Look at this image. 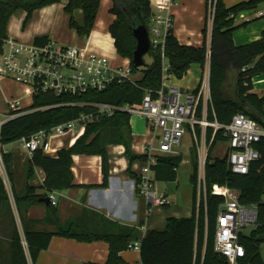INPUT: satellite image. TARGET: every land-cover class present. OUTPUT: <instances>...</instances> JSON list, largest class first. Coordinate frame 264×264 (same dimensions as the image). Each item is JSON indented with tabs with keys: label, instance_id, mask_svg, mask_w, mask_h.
<instances>
[{
	"label": "trees",
	"instance_id": "obj_1",
	"mask_svg": "<svg viewBox=\"0 0 264 264\" xmlns=\"http://www.w3.org/2000/svg\"><path fill=\"white\" fill-rule=\"evenodd\" d=\"M64 0H0V40L8 38V24L11 17L20 10L27 12L26 25L36 9L59 3ZM108 12L115 16L109 31L114 38L115 47L121 58L130 59L132 72H141L142 77L124 83L113 82L106 89L89 90L75 96H56L53 93L40 92L35 94L31 106L39 107L56 105L45 110H34L9 120L0 129V144L5 147L28 138L37 131L51 128L77 118L81 113L92 108L88 103L102 102L116 105L141 103L146 90L157 93L163 87V51L169 61V73L182 78L194 65L204 72L210 63V86L212 103L208 108L211 121L227 125L233 121L234 115L243 113L253 119L264 129V96L260 97L253 90V77L264 74V33L259 40L243 46H237L234 32L238 25L236 17L243 11L259 7L264 0H245L232 6H227L223 0L206 1V19L202 33L203 44L199 47L183 45L179 42L171 28L166 36L164 50L151 46L150 64L136 68L132 62L136 39L132 34L131 23L136 16L142 17L146 26L154 17L150 0H111ZM102 0H67L65 12L72 17L70 25L82 38H88L95 27L101 10ZM83 11V23L79 24L74 16L75 11ZM212 14V26L208 27L209 16ZM210 33V41L208 36ZM47 36L36 37V44L47 42ZM233 76V82L229 84ZM200 86V85H199ZM198 86V87H199ZM198 87L194 90L197 91ZM61 104V105H60ZM201 109V108H200ZM201 111L199 110V115ZM132 116L124 111H118L111 117L101 118L86 128V133L79 137L70 147L61 148L56 156L47 155L42 149L34 153L28 161L23 190L16 178L17 155L14 151H4L3 159L7 176L11 183L12 197L23 221V234L27 243H22L23 236L18 229L12 210V200L3 176L0 174V221L4 211H8L14 232L9 242V259L4 263L0 245V264H30L36 263L41 251L47 249L55 236L74 238L81 242L104 240L109 243V254L105 264H127L122 252L129 249V244L139 239L138 229L121 225L103 216L89 215L88 210L70 222L67 227L59 224L58 209L50 203L47 218L56 225L55 230H38L29 227L27 216L31 205L42 203L47 192L62 191L76 187L72 171L75 155H98L102 158L104 181L107 185L109 173V145H124L125 155L132 164L135 161L146 162L148 156L135 154L132 149L133 131ZM199 130V129H198ZM199 137L200 130L198 131ZM214 137L213 129L206 134L208 148L206 163V196L202 194L200 203L197 200L198 187V149L193 142L191 146L190 181L193 185V214L190 217H169L165 229L149 230L140 239V254L142 264H230L228 259L215 250L218 215L226 198L213 193V186L227 187L238 193L237 200L242 205L254 206L257 209V221L249 235L239 234V242L245 248V256L240 264H264L261 245L264 243V137L255 144L259 151V159L253 161L247 174H236L231 169L227 155L223 159L214 158L213 151L221 141H227L223 130H218ZM183 156L161 155L158 163L152 167L157 181L173 182L179 174ZM36 167L45 172L43 184L35 187L29 181L35 176ZM95 186V185H93ZM45 193H39V190ZM91 219L93 223L88 221ZM95 224V225H94Z\"/></svg>",
	"mask_w": 264,
	"mask_h": 264
},
{
	"label": "built area",
	"instance_id": "obj_2",
	"mask_svg": "<svg viewBox=\"0 0 264 264\" xmlns=\"http://www.w3.org/2000/svg\"><path fill=\"white\" fill-rule=\"evenodd\" d=\"M157 7L160 11L166 8L162 3L157 4ZM259 15L264 13L260 12ZM212 21L210 13V28ZM173 23L171 15L154 14L147 26L151 46L164 50L165 39L173 28ZM152 34L156 37L152 38ZM162 55L163 87L157 93L146 90L142 102L138 104L88 103L92 108L88 113H81L77 118L50 130L43 129L28 138H22V149L29 158H33L39 149L47 155L56 156L57 153L52 147L53 140L71 134L72 140L75 141L86 133L89 124L101 118L111 117L118 111L146 119L148 139L137 146L133 143L132 149L134 153L148 156L146 162L135 161L133 166L137 173V191L148 203L149 216L155 210H162L171 204L170 197L157 189L155 171L152 167L157 165L158 157L161 155H179L176 147L182 143L187 130L198 149V203L202 194L206 196L205 170L209 148L206 134L209 128H212L214 133L212 141L218 130H223L228 143L226 155L231 169L236 174H247L251 163L260 157L255 144L264 137V129L243 113L234 115L233 121L227 125H221L216 120L211 121L208 115V108L212 103L210 63L206 65L197 91H184L168 83L173 76L169 73V63L165 64L164 51ZM0 76L28 84L33 97L40 92L53 93L56 96H75L89 90H104L113 82L136 81L131 79L130 61L125 64V60H122L121 64H118V59H112L83 45L59 44L51 39L40 45L35 42H22L12 37L3 42L0 40ZM8 106L6 119H0V129L6 122L21 114L49 109L56 105L29 110L27 108L30 106L23 108L21 100L16 99L8 101ZM2 149L0 148V174L4 178ZM230 191L227 187L213 186L215 195L226 198L218 215L215 250L225 256L230 264H240L239 260L245 256V248L239 242L241 228L254 227L258 212L256 207L242 205L237 198H231ZM50 196L51 202L55 204L54 194L51 193ZM140 239L129 244L128 248L140 251ZM22 243L27 247L24 237Z\"/></svg>",
	"mask_w": 264,
	"mask_h": 264
},
{
	"label": "crops",
	"instance_id": "obj_3",
	"mask_svg": "<svg viewBox=\"0 0 264 264\" xmlns=\"http://www.w3.org/2000/svg\"><path fill=\"white\" fill-rule=\"evenodd\" d=\"M150 1L154 14H162L164 16L171 15L173 17L174 33L181 44L193 45L196 47L203 44L204 36L202 30L206 19L207 0ZM223 1L227 6H232L245 0ZM159 3L166 6L163 11L158 9L157 4ZM66 4L67 0H64L59 3L36 9L32 18L26 25L24 22L27 12L24 10L18 11L9 21L8 37H12L22 42L32 43L35 42L36 37L47 36L49 40L51 39L59 44L83 45L89 47V49L91 48L94 51L105 54L112 59L121 58L117 53L114 38L109 31L110 24L115 20V16L108 13V10L112 5L111 0H102L101 10L95 23V27L86 39L80 37L76 30L71 27L70 19L72 17L65 12ZM260 12L264 13V2L260 4L258 8L243 11L236 17L238 25L248 22L234 32V41L237 46L249 44L263 37L264 15H259ZM74 16L79 24L83 23L84 16L82 10L75 11ZM208 41H210V33ZM121 59L125 60V62L130 61L128 58ZM202 71L203 70L199 66L194 65L182 78L173 76V79L169 84L179 87L184 91H194L201 81L203 74ZM189 73L192 75L191 80H189ZM6 82L9 84L10 88L14 86V83H17L9 77L0 76V93L3 95L4 89H2V87H5ZM19 85L24 88L23 95L16 97L13 93L9 94L8 92L4 99L5 105H8V101L16 99L22 101L23 98L30 99L31 102H33L31 90H28L25 85L23 86V83ZM5 91L7 92L8 90ZM252 91L260 97L264 96V74L257 75L253 78ZM1 105L2 103L0 102V106ZM137 117L142 119L140 116ZM148 135L147 128L142 136H136L133 131V143H135L136 146L139 145V143L148 139ZM19 141L21 143V140ZM75 141L72 140L71 134L57 138L52 142L53 151L58 153L63 147L72 146ZM15 143L16 142L12 144ZM9 145L3 147L0 144V148H3L5 151H13L15 147L9 148ZM125 150L126 148L124 145L108 146L110 167L106 186H101L104 181L101 156L84 154L74 156L72 171L77 186L62 191L47 192V197L49 198L51 197V193L54 194L55 204L51 203L57 207L58 213H60L58 214L60 218L59 224L62 227L68 228L70 222L80 217L83 211L85 212V210H88L91 212V214H89L91 216H103L112 222L136 227L140 239L143 238L149 230L165 229L166 220L169 217L180 218L192 216V205L191 208L188 207L187 214L182 215L179 208H172V200L169 206L162 210H155L149 216L147 212L148 203L137 191L138 181L137 173L133 166L134 162L132 164L130 163L125 155ZM190 161L191 158H189V162ZM185 162H188V159H184L181 165ZM44 178V170L36 167L35 176L29 181V184L39 187L43 184ZM161 192L166 193L171 199L172 192L168 186H166ZM39 193L44 194L45 190L40 189ZM48 205L49 204L42 202L30 206L27 213V216L30 219L29 227L48 231L56 229V225L47 218ZM183 208L186 209V205ZM88 221L90 224L93 223L91 219ZM142 227H144V229ZM0 230V245L2 247L3 261L4 263H7L9 259L11 228L9 226L5 227L4 223L0 221ZM108 254L109 243L104 240L81 242L70 237L55 236L53 237L50 246L41 251L35 264H105ZM122 256L127 264H142L141 254L138 250H124ZM31 262L30 264H34Z\"/></svg>",
	"mask_w": 264,
	"mask_h": 264
},
{
	"label": "rangeland",
	"instance_id": "obj_4",
	"mask_svg": "<svg viewBox=\"0 0 264 264\" xmlns=\"http://www.w3.org/2000/svg\"><path fill=\"white\" fill-rule=\"evenodd\" d=\"M109 13V12H108ZM110 17V16H109ZM210 23L208 22V27L210 28ZM152 38H155L156 36L154 34H152ZM118 64H121L122 59L118 58ZM145 61L146 64H150L152 62V57L147 54L145 56ZM169 61L168 59H165V64H168ZM196 67V66H195ZM189 80L192 79V75L191 73H189ZM142 77V73L141 72H132V76L131 79L132 80H137L138 78ZM173 79V77H171V79L168 81L171 82ZM18 83V81H15ZM233 82V76L231 74V79L229 80V84H231ZM14 83V86L12 88L9 87V84H7V82L5 83V87H2V89H4V95L2 93H0V102L2 103V105L0 106V119L1 120H5L7 115H8V111H9V106L5 105L4 103V99L6 98L5 95L10 93H13L16 97L17 96H21L23 95V87L20 86L19 84L21 83ZM23 83V82H22ZM26 86L28 88V90H30V86L28 84H24L23 86ZM5 90H8L7 92ZM9 96V95H8ZM31 100L27 99V98H23V100L21 101V106L23 107H28L31 105ZM131 124L133 127V131L134 134H136V136H142L145 132H146V128H147V121L144 118H139L136 115H133L131 118ZM193 144V140H192V136L190 134V132L187 130V132L185 133V136L183 138V141L181 144H179L176 147V150L179 151V154L181 156H183L184 159H189L191 158V146ZM15 147V148H14ZM9 148H14L13 151L15 152V154L17 155V160H16V178L18 179L17 182L20 183V190H23V186H24V182H25V175H26V171L28 169L27 165H28V161H29V156L25 153V151L22 149L21 147V143L20 141L16 142L15 144H11L9 145ZM227 150H228V143L226 141H221L218 142V144L216 145L215 149H214V153H213V157L214 158H219V159H223L226 154H227ZM3 153V152H2ZM3 172H4V180L5 183L7 185V188L10 192L11 198H12V192H11V183L8 179L7 176V170H6V166L5 163L2 166ZM192 169L191 168V164L190 162H185L183 165H181L180 170H179V176L178 179L174 182H166V181H157L156 186L157 189L159 190V192H161L166 186H168L172 192V196H171V200H172V208H179V210H181L182 215H186L187 211H188V207L191 208L192 205V199H193V185L190 181V176L192 173ZM231 198H236L238 196V193L234 190H231ZM198 194H199V190L197 188V198H198ZM12 210H13V214L15 217V222L16 225L18 227V229L20 230L22 236L24 237V232H23V221L19 215L17 206L15 204L14 199L12 198ZM186 205V209H184L183 207ZM189 208V210H190ZM60 214V213H58ZM60 220V218H59ZM1 221L4 223V226H9L11 228V233L10 235L13 234L14 232V224L12 223L11 220V216L9 214L8 211H4L3 216L1 218ZM2 228V227H1ZM253 226H244L241 228V232L243 234L249 235L251 233V231L253 230ZM1 231V230H0ZM261 253H262V257L264 259V243H262L261 245Z\"/></svg>",
	"mask_w": 264,
	"mask_h": 264
},
{
	"label": "water",
	"instance_id": "obj_5",
	"mask_svg": "<svg viewBox=\"0 0 264 264\" xmlns=\"http://www.w3.org/2000/svg\"><path fill=\"white\" fill-rule=\"evenodd\" d=\"M132 34L136 39V46L132 56V62L136 68H140L146 64L145 56L149 54L151 50L150 36L148 27L143 21L142 17L136 16L131 23ZM42 202L50 204L51 200L49 197L41 199Z\"/></svg>",
	"mask_w": 264,
	"mask_h": 264
},
{
	"label": "bare ground",
	"instance_id": "obj_6",
	"mask_svg": "<svg viewBox=\"0 0 264 264\" xmlns=\"http://www.w3.org/2000/svg\"><path fill=\"white\" fill-rule=\"evenodd\" d=\"M127 61V60H126ZM128 62V61H127ZM127 62H125V64L127 63Z\"/></svg>",
	"mask_w": 264,
	"mask_h": 264
}]
</instances>
